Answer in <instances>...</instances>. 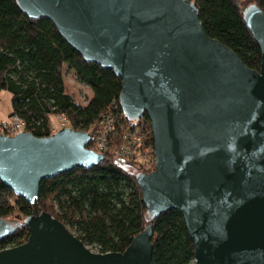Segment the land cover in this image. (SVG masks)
<instances>
[{"label": "water", "instance_id": "obj_1", "mask_svg": "<svg viewBox=\"0 0 264 264\" xmlns=\"http://www.w3.org/2000/svg\"><path fill=\"white\" fill-rule=\"evenodd\" d=\"M49 19L86 61L121 79L124 115L150 121L154 168L139 172L144 229L123 252H97L37 207L39 184L103 154L90 132L0 133V181L33 206L22 243L0 264H152L151 221L181 212L193 264H264V12L242 11L260 48L258 69L206 35L190 0H17ZM17 226L0 220V238Z\"/></svg>", "mask_w": 264, "mask_h": 264}, {"label": "trees", "instance_id": "obj_2", "mask_svg": "<svg viewBox=\"0 0 264 264\" xmlns=\"http://www.w3.org/2000/svg\"><path fill=\"white\" fill-rule=\"evenodd\" d=\"M190 1L207 36L230 48L249 68H259L260 48L242 11L253 2L264 12V0ZM67 71L90 89L85 104L67 91ZM0 91L9 93V115L20 117L24 129L35 136L50 135L52 117L58 115L69 127L91 132L93 139L86 147L101 152L102 162L41 180L37 207L95 251L123 252L147 224L136 175L150 171L140 155L144 145L153 154V143L146 114L136 122L124 115L120 77L84 60L49 19L29 16L17 0H0ZM100 130L105 133L104 146L97 149ZM32 212L31 204L0 181V220L17 226L0 238V250L25 241L28 229L21 224ZM151 225L152 264H193V246L180 211L169 209Z\"/></svg>", "mask_w": 264, "mask_h": 264}, {"label": "rangeland", "instance_id": "obj_3", "mask_svg": "<svg viewBox=\"0 0 264 264\" xmlns=\"http://www.w3.org/2000/svg\"><path fill=\"white\" fill-rule=\"evenodd\" d=\"M64 81L66 84L67 91L74 97V99L80 104H85L91 96L90 89L87 86L76 81L74 73L72 71L65 72ZM10 106L11 105L9 93L6 91H0V120H7L11 117L10 115H8ZM51 124L55 129H58L60 127V118H58L57 116H53ZM137 126L138 124L134 125L133 130ZM133 136H135L136 138L138 137L136 135ZM125 148H127L126 145ZM140 157L142 160L141 162L144 161L145 169H149L150 171H152L154 168V166L152 165V163L154 164V156L150 153V150L145 145L141 149ZM90 249L95 251L93 248Z\"/></svg>", "mask_w": 264, "mask_h": 264}, {"label": "built area", "instance_id": "obj_4", "mask_svg": "<svg viewBox=\"0 0 264 264\" xmlns=\"http://www.w3.org/2000/svg\"><path fill=\"white\" fill-rule=\"evenodd\" d=\"M57 117L60 118V127L59 128L69 127V121L64 116L58 115ZM58 129H55L53 126H51L52 133H54ZM22 130H25L24 129V122L17 115H13L7 120H0V133L6 134V135H13V134H15L19 131H22ZM104 138H105V133L103 130H100L98 132V134L96 135L97 149L103 148ZM121 149L123 151V148H121ZM127 149L125 150L126 152L128 151Z\"/></svg>", "mask_w": 264, "mask_h": 264}, {"label": "crops", "instance_id": "obj_5", "mask_svg": "<svg viewBox=\"0 0 264 264\" xmlns=\"http://www.w3.org/2000/svg\"><path fill=\"white\" fill-rule=\"evenodd\" d=\"M10 111H11V106H10V110H9V112H8V115H9Z\"/></svg>", "mask_w": 264, "mask_h": 264}]
</instances>
